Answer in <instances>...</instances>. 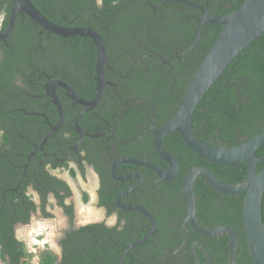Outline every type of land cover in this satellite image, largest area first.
I'll return each mask as SVG.
<instances>
[{
    "label": "flooded vegetation",
    "instance_id": "af4514ba",
    "mask_svg": "<svg viewBox=\"0 0 264 264\" xmlns=\"http://www.w3.org/2000/svg\"><path fill=\"white\" fill-rule=\"evenodd\" d=\"M182 1L188 0H161L156 5L146 0V3L158 10L164 4L188 5ZM159 17L163 19L161 15ZM151 23L161 27L159 19ZM111 39L112 45L120 46V41ZM126 41L145 47L140 38L131 37ZM105 43L106 89L102 100L96 107L86 110L75 103L65 89L58 88L56 94L65 120L41 149L51 127L59 121V111L47 92V84L51 80L63 81L79 97L89 101L97 93V75L94 79L90 76L93 82L89 84L83 81L82 73L63 80L54 79L44 71L42 76L47 82L41 84L37 92L21 87L10 97L14 107L10 111L11 137L4 138V132L0 130V173H4L1 172L3 166L8 168L9 175L2 181L13 195L14 204L23 203V195L29 198L27 206L19 215L16 210L14 216L16 219L18 215L19 220L14 222L13 235L22 243L25 253L19 264H28L29 255L36 253L37 264H46L49 256L54 258V264H118L127 247L142 240L145 241L125 254L122 264H192V259L196 264L193 247L201 262L199 252L203 253L197 244H203L207 249L206 242L212 238L197 234L186 220L185 177L180 182L177 180L180 164L168 149L170 143L179 138H167V135L162 143L179 164L173 179L161 180L155 172L136 164L149 162L169 169L156 151L152 128L153 125L160 128L169 122L177 111L168 121L158 125L161 116L156 105L138 95L137 89L123 84L124 74L134 73L145 56L158 58L162 64L160 68L168 67L171 71L174 60L194 50L183 55L192 43L186 50L170 54L167 60L158 50L152 52L149 49V54L144 56H129L131 66L126 72L121 70L125 61L115 54L117 47L109 50L106 40ZM81 112L78 129L75 119ZM195 194L198 212L201 209L197 207L196 191ZM221 196L225 197L224 194ZM196 219L198 226L205 229ZM211 242L218 243L216 240Z\"/></svg>",
    "mask_w": 264,
    "mask_h": 264
},
{
    "label": "trees",
    "instance_id": "16d2710c",
    "mask_svg": "<svg viewBox=\"0 0 264 264\" xmlns=\"http://www.w3.org/2000/svg\"><path fill=\"white\" fill-rule=\"evenodd\" d=\"M150 1L156 5L161 0ZM188 1L202 5L206 2ZM32 2L55 23L64 26H90L104 36L109 50L117 47L112 45L111 37L120 41L115 54L125 61L121 68L124 72L131 66V63L128 64L129 56H144L149 54L148 49L152 52L158 50L165 60L170 58V54L186 50L194 40L197 18L201 16V12L184 4H164L160 9L153 10L146 0ZM244 2L245 0H210L209 10L215 16H223L237 10ZM12 6L13 0H0V31L6 30L9 25ZM154 19H159L160 28L151 23ZM221 30L222 26L219 25L203 26L196 48L183 58L174 60L171 71H168V67L160 68L162 64L158 58L145 56L134 73L124 74L123 84L137 89L138 95L150 99L156 105L161 116L158 125L168 121L177 111L191 76ZM125 37L140 38L145 47L126 41ZM44 71L54 79L63 80L82 73L83 81L90 84L96 75L95 45L90 38H65L43 31L20 12L12 33L0 40V130L4 132V138L11 137L10 111L14 108L10 103L11 95L19 92L21 87L37 92L40 85L47 82V78L42 76ZM192 126L198 138L222 147L238 146L264 132V33L231 62L206 93L193 114ZM168 137L179 138L168 146L180 164L177 176L179 182L192 168L198 166L206 167L227 184L235 185L245 181L247 168L244 164L227 167L209 163L194 153L179 134H170ZM256 155L263 156L264 147ZM263 167L264 164H259L258 171ZM7 169L3 166L1 172L4 173H0V252L7 264H19L25 253L22 251V243L13 235V225L19 220V212L27 206L29 198L23 195V203L12 202L14 197L2 181L9 175ZM194 186L199 197L197 207L201 209L196 212V217L201 226L205 229L224 225L233 227L239 235L236 264H254L243 231L244 194L225 195L223 198L222 193L214 190L203 178H197ZM16 210L18 215L15 219ZM262 214L264 221V196ZM215 240L218 241L216 245L211 242ZM229 242L227 234L206 242L207 250L217 264H229ZM199 255L202 264H207L200 252ZM191 261L193 264L194 260ZM46 264H54V258L49 256Z\"/></svg>",
    "mask_w": 264,
    "mask_h": 264
},
{
    "label": "water",
    "instance_id": "95a60500",
    "mask_svg": "<svg viewBox=\"0 0 264 264\" xmlns=\"http://www.w3.org/2000/svg\"><path fill=\"white\" fill-rule=\"evenodd\" d=\"M209 1L210 0H206L204 6L182 1L202 12V16L198 19L194 42L183 55L196 47L203 26L207 24L219 25L222 26V30L216 37L199 67L191 76L174 117L160 128H155L153 125L152 133L154 135L156 151L160 157L167 162L169 169L165 170L149 162L136 164L142 165L155 172L161 180L169 181L173 179L179 171V164L176 158L168 152L162 144L164 137L170 134H179L185 144L194 153L209 163L227 167H238L244 164L247 168V177L245 181L235 185L222 182L212 172L203 167L192 168L186 174L183 181V192L187 204L186 220L190 221L194 231L203 237L213 238L227 234L230 237L229 264H236V250L239 243L238 232L231 226H222L212 230L202 229L198 226L194 183L197 178H203L214 190L224 195L239 196L244 194L242 222L249 254L254 264H264V221L262 214L264 167L258 171V165L264 164V155H256V152L264 147V132L238 146L222 147L210 144L198 138L192 126L193 114L206 93L224 74L231 62L246 47L250 46L254 40L258 39L264 33V0H245L237 10L223 16H214L210 13ZM20 12L27 15L34 23L40 26L43 31L65 38L77 36L90 38L96 46V75L98 86L94 99L89 101L82 99L75 93L71 86L60 80H51L47 84V92L59 111V121L57 125L51 127L49 134L39 148L41 149L48 138L62 126L65 120L63 108L56 94L58 88L65 89L69 97L75 103L83 105L86 110L96 107L102 100L106 89L105 68L107 66V47L104 38L89 26H64L55 23L43 15L32 0H13L9 25L6 30L0 32V40L6 39L12 33L16 25L17 16ZM82 114L83 112L79 113L75 119V124L78 129L79 119ZM187 196H189V198ZM141 211L149 215L146 211L142 209ZM144 241L145 240L130 244L126 252L120 258L118 264H122L125 254L132 247ZM197 245L200 247L208 264H217L203 244L198 243ZM193 254L196 259V264H201L196 254L195 247H193Z\"/></svg>",
    "mask_w": 264,
    "mask_h": 264
},
{
    "label": "rangeland",
    "instance_id": "374dc122",
    "mask_svg": "<svg viewBox=\"0 0 264 264\" xmlns=\"http://www.w3.org/2000/svg\"><path fill=\"white\" fill-rule=\"evenodd\" d=\"M0 138H1V134H0ZM36 256H37V253L33 254L32 256L29 255L30 262H28V264H37V257ZM33 257H35V259ZM0 264H5V262L1 258V255H0Z\"/></svg>",
    "mask_w": 264,
    "mask_h": 264
},
{
    "label": "bare ground",
    "instance_id": "6f19581e",
    "mask_svg": "<svg viewBox=\"0 0 264 264\" xmlns=\"http://www.w3.org/2000/svg\"><path fill=\"white\" fill-rule=\"evenodd\" d=\"M39 228H40V227H39ZM39 228H38V229H39ZM32 242H33V241H32ZM32 242H31V244H32ZM29 243H30V242H29Z\"/></svg>",
    "mask_w": 264,
    "mask_h": 264
}]
</instances>
